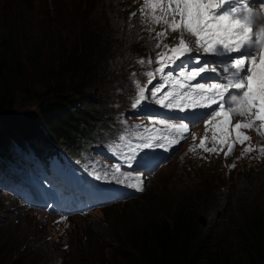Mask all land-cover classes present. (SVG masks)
Instances as JSON below:
<instances>
[{
    "label": "trees",
    "instance_id": "trees-1",
    "mask_svg": "<svg viewBox=\"0 0 264 264\" xmlns=\"http://www.w3.org/2000/svg\"><path fill=\"white\" fill-rule=\"evenodd\" d=\"M82 3L85 9L80 13L79 33L63 35L58 30L63 20L59 0L43 4L0 0V167L13 168L24 155L42 159L45 152L52 151L88 182L91 163L100 171L90 173L101 178L103 168L111 163L119 166L120 149L137 146L145 138L144 134L134 138L131 129L127 136L117 135L126 131L122 124L145 121L135 116L133 107L137 88L146 84L145 58L137 66L143 80L130 77L135 95L128 117L117 116L114 126L103 124L100 132L93 133L92 127L97 120L113 115L101 101L97 84H111L106 74L121 71V79L125 71H136L141 56L135 46L148 37L160 40L155 17L147 18L146 7L138 0ZM49 9H57L56 14ZM35 17L41 22L34 23ZM116 46L120 48L115 50ZM26 97L39 101L37 114L12 113ZM97 110L100 112L94 113ZM10 139L18 146L20 157L7 147ZM254 180L259 178L234 188L226 227L202 225L199 218L204 206H197L188 195H177L167 215L159 213V203L143 217L133 212L125 217L120 212L113 217L119 222L109 236L112 244L93 261L90 249L84 264H264V182ZM213 186L207 185L208 189ZM15 245L0 230V264H53L43 261L32 247L13 256Z\"/></svg>",
    "mask_w": 264,
    "mask_h": 264
},
{
    "label": "rangeland",
    "instance_id": "rangeland-1",
    "mask_svg": "<svg viewBox=\"0 0 264 264\" xmlns=\"http://www.w3.org/2000/svg\"><path fill=\"white\" fill-rule=\"evenodd\" d=\"M49 1L47 0L48 3ZM35 2L43 4L46 0H35ZM59 2L62 5L63 18L62 23L59 25V32L63 35L69 33L77 35L81 26L80 13L81 10L85 9L82 0H59ZM229 6L228 4L225 5L222 11ZM250 7H257L264 14V7H261L256 0H252ZM111 8L116 11L114 6ZM47 10L44 9V11ZM49 11L55 15L57 9H53V11L49 9ZM135 14L138 18V14L136 12ZM169 16L168 19H164V21L168 20L169 23H160L157 28L160 34L163 33V35H160L159 41L156 42L155 37H148L145 43H138L135 46V50L141 56L137 59L135 72L131 70L130 73H127L125 71L121 79L119 78L122 74L121 71L120 73L112 72L110 75L106 74L105 77V79L111 81V84L104 82L97 84L101 101L112 109L113 115L97 120L98 123L96 122L92 127L93 133L100 132L103 124L114 126L117 116L128 117L127 113L131 108V98L135 95V85L130 77L133 75L138 80H143V73L138 70L137 66L144 58L147 66L155 63L157 52L163 48L178 47L180 38L184 37L191 47V51L183 57L191 54L195 56L207 54L219 64L221 70L229 62L227 58H224L221 62V59L215 54L205 53L201 47L194 43L196 38L186 34L183 27L172 31L170 25L173 17ZM175 19L178 20V15ZM55 21L58 22V19ZM40 22L41 20L35 17L34 23ZM255 32L258 33V29H255ZM259 35L264 39V33H259ZM60 39H62L61 36ZM63 39L65 40V38ZM260 44L256 48V61L258 62L264 49V40ZM119 48V46H116L115 50ZM171 54L174 53L171 51ZM193 65H195V59L187 62H177L176 67L184 69ZM128 80L129 84L127 83ZM181 98L185 100L183 107H177L173 102L169 111H167L172 116V122L168 132L162 136L160 144L156 142L146 144L136 153L128 155L130 160H126V163L130 171L120 174V182L124 190L129 192V196L126 197V201L130 200L129 202H120L102 210H94L85 216H75L65 222H58L42 211L24 208L18 202L20 200L18 194H16L18 200L16 201L10 195L0 192V230L5 233L9 240L15 241L13 256H18L27 247H32L34 252L39 256H43L45 262L84 264L85 257L90 255L88 251L91 249L93 257L90 258V261H93L97 258V254H103L105 248L112 244L109 236L113 231L112 227L117 228L119 222L117 217L113 218L114 215L122 212L121 215L127 217L133 212L138 214L139 217L147 216L148 210L158 203L159 213L162 212V216L167 215L177 195H188V197L195 200L194 203L197 206H204L201 216L205 218L206 225L226 227V219L232 205L229 201L234 188L241 183V185L249 184L244 182H250L253 178H259V180L254 181L264 182V144L252 133H248V141L244 145L238 146L236 152L232 155L205 154L202 146L206 143L207 129L197 126L195 123V107L191 102L190 93L188 91L182 92ZM18 102L21 104L17 103L18 105L12 110V113L37 114L39 101H30V98H27ZM98 112L100 111L97 110L94 113ZM181 125L190 126V129L181 128ZM201 141H203V144H201ZM7 144V147L18 149L13 139H10ZM176 148L177 150H174ZM172 150H174V153L171 161L159 167L162 160ZM28 166L32 168L29 160ZM156 168H158L156 171L148 173L149 170ZM52 173L49 171L43 175L42 182L44 185L36 186V190L44 195L38 197L37 200L52 202L56 198L63 203V208L75 211L77 201L74 199L76 198H69V196L73 190L79 188L80 180L76 179L73 170L64 162L59 161ZM22 177L23 175L14 178L10 184L19 188L22 185ZM215 182L217 187H215ZM208 183H214L213 188L208 189ZM49 186L51 189H49ZM261 186L263 187L260 188L261 192L264 194V185ZM85 189L88 192L87 196L95 194L96 191H100L103 195L102 189L98 190L93 182L86 184ZM132 191L138 193L137 197H141L139 203L136 202L137 197L131 200L133 196L130 192ZM28 194L29 192L26 191L25 197ZM79 199H82V197ZM71 259L72 261L68 262Z\"/></svg>",
    "mask_w": 264,
    "mask_h": 264
},
{
    "label": "snow or ice",
    "instance_id": "snow-or-ice-1",
    "mask_svg": "<svg viewBox=\"0 0 264 264\" xmlns=\"http://www.w3.org/2000/svg\"><path fill=\"white\" fill-rule=\"evenodd\" d=\"M172 3H175V8L171 7ZM251 3L252 0H170L169 12L166 15L173 17L170 25L172 31L183 27L186 34L196 38L194 43L201 47L205 53L215 54L221 59V62L224 58L229 61L222 70L226 83L221 81L210 85L203 83L195 85L202 91L216 92L217 95L211 97L214 103L217 97L224 101L218 105L220 111L214 109L215 114H223L226 107H232L231 100L239 97L243 106L249 110L253 107L257 109L256 119L264 120V54H261L259 64H257L255 49L258 34L264 33V18L258 19V14L249 10ZM224 4L230 6L223 11H217ZM260 6L264 7V0H260ZM177 15L179 20L175 19ZM164 22L169 23L168 20ZM254 26L258 29L256 35H252ZM245 32L250 33L247 38H245ZM159 35H163V33ZM171 51L175 54V59L178 60L189 53L191 47L182 37L179 40V46L173 47ZM232 53H238V55L232 56ZM249 63L252 64V67H247ZM205 71L204 66L193 69L190 72V78L201 76V73ZM212 71L216 72L217 69L213 68ZM201 78L203 79V77ZM209 79H215V77H209ZM228 89L242 91L229 93L225 97L224 93ZM139 103L140 101L137 100L133 107ZM180 127L186 126L181 125ZM245 127H249V125L239 123L235 125L236 129Z\"/></svg>",
    "mask_w": 264,
    "mask_h": 264
},
{
    "label": "water",
    "instance_id": "water-1",
    "mask_svg": "<svg viewBox=\"0 0 264 264\" xmlns=\"http://www.w3.org/2000/svg\"><path fill=\"white\" fill-rule=\"evenodd\" d=\"M199 222H201L202 225H206V220H205V218H204L203 216H201V217L199 218Z\"/></svg>",
    "mask_w": 264,
    "mask_h": 264
},
{
    "label": "bare ground",
    "instance_id": "bare-ground-1",
    "mask_svg": "<svg viewBox=\"0 0 264 264\" xmlns=\"http://www.w3.org/2000/svg\"><path fill=\"white\" fill-rule=\"evenodd\" d=\"M261 45V44H260ZM262 46V45H261ZM264 48V47H263ZM258 59V58H257ZM258 61H256V63H257ZM252 67V66H251ZM221 68V67H220ZM176 117V116H175ZM184 119V118H183ZM186 120V119H185ZM180 121V120H179ZM63 147H64V145H63ZM52 148V147H51ZM54 150V149H53ZM68 153H69V151H68ZM74 153V152H73ZM70 154V153H69ZM89 154H91L90 152H89ZM95 154V153H94ZM39 155H41V153L39 154ZM38 155V156H39ZM71 155V154H70ZM92 156V155H91ZM93 157H95V156H92V159H94ZM92 175V174H91ZM90 194V193H89Z\"/></svg>",
    "mask_w": 264,
    "mask_h": 264
}]
</instances>
